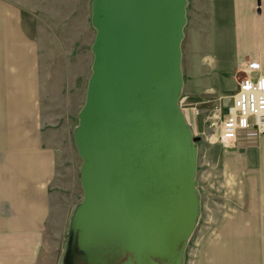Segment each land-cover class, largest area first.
Masks as SVG:
<instances>
[{
  "label": "water",
  "instance_id": "water-1",
  "mask_svg": "<svg viewBox=\"0 0 264 264\" xmlns=\"http://www.w3.org/2000/svg\"><path fill=\"white\" fill-rule=\"evenodd\" d=\"M186 5L92 0L93 61L73 135L83 199L71 219L70 255L79 229L92 264H103L102 250L119 240L134 257L125 264L177 254L182 262L199 211V138L178 105Z\"/></svg>",
  "mask_w": 264,
  "mask_h": 264
},
{
  "label": "crops",
  "instance_id": "crops-1",
  "mask_svg": "<svg viewBox=\"0 0 264 264\" xmlns=\"http://www.w3.org/2000/svg\"><path fill=\"white\" fill-rule=\"evenodd\" d=\"M206 8L221 35L229 19L230 66L264 69V0H208ZM23 19L12 0H0V264H43L57 173V153L44 143L41 46ZM204 158L218 166L221 200L193 264H264V200H252L264 197V134L212 145Z\"/></svg>",
  "mask_w": 264,
  "mask_h": 264
},
{
  "label": "rangeland",
  "instance_id": "rangeland-1",
  "mask_svg": "<svg viewBox=\"0 0 264 264\" xmlns=\"http://www.w3.org/2000/svg\"><path fill=\"white\" fill-rule=\"evenodd\" d=\"M12 3L22 12L30 36L41 46L44 143L52 146L58 156L51 189V219L45 234L47 251L42 263L69 264L68 232L74 211L83 199L80 182L83 162L73 135L84 106L93 61L92 0H12ZM207 6L208 0H187L180 46L183 85L178 105L191 137L199 138L195 143L198 218L181 264H193L197 245L217 214V202L221 200L219 170L216 163L205 162L204 157L212 145L224 147L216 142L220 129L216 116L223 115L229 105V96L235 94L238 79L235 74L238 65L230 66L226 30L229 19H223L225 27L221 35L214 20L209 21L211 13ZM219 58L223 64L215 66ZM238 195L239 200L241 195ZM252 200H264V197Z\"/></svg>",
  "mask_w": 264,
  "mask_h": 264
},
{
  "label": "built area",
  "instance_id": "built-area-1",
  "mask_svg": "<svg viewBox=\"0 0 264 264\" xmlns=\"http://www.w3.org/2000/svg\"><path fill=\"white\" fill-rule=\"evenodd\" d=\"M236 92L223 115L216 116L220 129L216 142L231 147L248 131L264 134V73L259 63L242 62L236 68ZM255 75L253 77L252 75ZM220 116V117H219ZM215 125V124H214Z\"/></svg>",
  "mask_w": 264,
  "mask_h": 264
},
{
  "label": "flooded vegetation",
  "instance_id": "flooded-vegetation-1",
  "mask_svg": "<svg viewBox=\"0 0 264 264\" xmlns=\"http://www.w3.org/2000/svg\"><path fill=\"white\" fill-rule=\"evenodd\" d=\"M79 233V229L75 230L73 251L69 257V264H92L93 260L89 257V254L84 250L85 248L83 247V244L80 243ZM124 246L125 244L121 240L114 241L111 244H107L106 248H104L105 250H102L100 256L101 260L103 261V264H125L127 262V259L131 258L133 260V254H130L127 250H125L123 248ZM177 257L178 254L170 261L165 259H154V261L157 264H181L177 263ZM134 264L136 263L134 262Z\"/></svg>",
  "mask_w": 264,
  "mask_h": 264
}]
</instances>
